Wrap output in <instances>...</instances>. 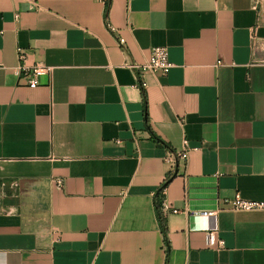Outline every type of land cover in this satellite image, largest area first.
Returning <instances> with one entry per match:
<instances>
[{
    "label": "crops",
    "instance_id": "obj_1",
    "mask_svg": "<svg viewBox=\"0 0 264 264\" xmlns=\"http://www.w3.org/2000/svg\"><path fill=\"white\" fill-rule=\"evenodd\" d=\"M237 193L264 203V0H0V264H264Z\"/></svg>",
    "mask_w": 264,
    "mask_h": 264
},
{
    "label": "built area",
    "instance_id": "obj_2",
    "mask_svg": "<svg viewBox=\"0 0 264 264\" xmlns=\"http://www.w3.org/2000/svg\"><path fill=\"white\" fill-rule=\"evenodd\" d=\"M115 33L114 30H112ZM118 43L121 47L125 46V41L122 38L116 37ZM19 58L20 61L23 62L25 59V51L23 49H19ZM139 75H143L145 72L153 73L159 76H168L173 68V64L169 59V50L167 47H154L150 50V55L147 61L140 66L136 67ZM51 68L42 67V66H33L27 67L25 65H20L18 69L14 71V75L18 78H23L27 81V85L30 88H36L39 85V78L46 74L51 73ZM142 87L143 84H140ZM187 151H179L172 152L169 151L166 161L170 165L172 169L176 167V163L178 159L186 160ZM156 196H159V208L160 213L163 219H166L168 216L177 214L178 210L173 208L166 199V190L160 189ZM223 207L222 209H229L232 211L238 212H255V211H264V203L257 201H247L241 197L239 193H237L231 199H224L222 201ZM208 216L215 217V212L205 213ZM208 242L211 245H215L218 249L225 248L224 240L219 236L218 229L214 228L212 231L207 233Z\"/></svg>",
    "mask_w": 264,
    "mask_h": 264
},
{
    "label": "trees",
    "instance_id": "obj_3",
    "mask_svg": "<svg viewBox=\"0 0 264 264\" xmlns=\"http://www.w3.org/2000/svg\"><path fill=\"white\" fill-rule=\"evenodd\" d=\"M141 89H142L144 110H145V113L147 114V98H146V94H145L144 88L141 87ZM146 121H147V125H148V119ZM155 140L156 141H160L157 138H155ZM170 179L171 178H169L166 182H164V184L162 185L161 189H164V188L167 187ZM159 206H160L159 205V196H156L155 207H156L157 217H158L159 224H160V229H161V232L163 234L164 243H165V246H166V263H167L168 259H169V253H170V244H169L168 237H167L168 230H167L166 222H165V219H163V217L161 216Z\"/></svg>",
    "mask_w": 264,
    "mask_h": 264
}]
</instances>
